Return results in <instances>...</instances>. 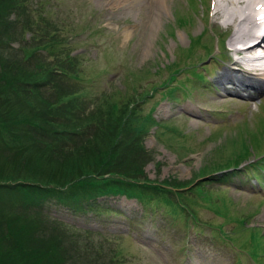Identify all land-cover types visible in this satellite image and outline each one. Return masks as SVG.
Returning <instances> with one entry per match:
<instances>
[{"label": "rangeland", "instance_id": "rangeland-1", "mask_svg": "<svg viewBox=\"0 0 264 264\" xmlns=\"http://www.w3.org/2000/svg\"><path fill=\"white\" fill-rule=\"evenodd\" d=\"M34 1L36 4L37 0ZM42 1L47 11L53 10L73 26L74 30L63 36L71 44L72 52L80 54L86 77L82 82L94 101L105 89L106 93L117 94L121 102L136 78H142L140 89H148L168 78L173 62L185 65L176 83L186 82L192 89L189 96H184L182 86L175 94H169L163 85L155 97L141 103L142 112H146L154 100L158 101L154 115L162 125H154L143 141L132 142L134 147L124 150L126 154L140 153L141 148L150 152L149 156L138 157L144 172L139 176L156 183L172 178L182 183L195 181L202 167L214 169L231 162L244 142L254 148L250 159L255 164L248 162L256 167L254 156L261 151L258 142L264 147V95L238 96L217 86L218 74L228 63L223 49L229 32L219 30L211 22V0L156 3L134 0L130 7L122 0ZM180 16L189 18L190 22L180 23ZM200 33L203 34L201 42L194 43L192 55L186 58L193 36ZM204 43L211 45L210 53ZM18 44L15 41L13 47ZM48 58L52 57L48 55ZM197 73L209 79L199 81L194 89L188 79L196 80ZM51 89L44 90L49 97L54 94ZM99 105L102 118L115 108ZM129 110L130 104L121 122ZM168 126L170 129L178 126L183 132L178 134ZM128 141V137L116 134L109 142L107 160L113 159ZM259 165L256 173L260 181L253 173L240 172L222 184L212 185L214 189H223L230 213L246 216L245 223L234 218L226 220L225 216L204 206H198L202 220L194 223L172 213H161L159 206L147 211L140 201L120 194L99 197L104 199L103 206H110L114 211L80 210L52 195L42 204L50 216L69 226L91 230V237L92 234L97 238L106 236L102 241L106 251L121 248L115 264H264V169L261 167L264 161ZM100 172H93L91 176L113 177L123 183L134 180L120 172L106 170L102 176ZM26 183L32 184L31 180ZM254 229L258 230L252 239L258 254L251 253L250 244L241 246L244 240L250 239Z\"/></svg>", "mask_w": 264, "mask_h": 264}, {"label": "trees", "instance_id": "trees-1", "mask_svg": "<svg viewBox=\"0 0 264 264\" xmlns=\"http://www.w3.org/2000/svg\"><path fill=\"white\" fill-rule=\"evenodd\" d=\"M179 21L186 24L189 19L184 16ZM72 27L61 15L47 11L42 0L36 4L34 0H0V264L116 263L122 249L106 251L102 243L106 236L91 237V230L73 228L44 210L42 201L50 195L84 211H114L103 206L104 199L99 197L120 194L136 198L147 211L159 206L161 213H172L186 221H201L198 206H204L226 220L245 223L246 216L230 213L223 189L212 185L222 184L240 172L253 173L259 180L256 171L264 156L252 167L246 162L252 151L244 142L231 162L214 169L202 167L195 181L182 183L172 178L156 183L141 177L144 172L138 157L150 152L141 147L140 153L126 154L124 150L134 147L132 142L143 141L154 125H162L153 115L154 105L146 112L141 108L144 100L154 96L158 85L140 89V77L128 86L121 102L117 94L107 90L92 100L82 82L86 77L80 54L72 52L63 36L74 30ZM202 35L193 37L187 47L189 55ZM15 41L19 44L14 48ZM175 65L169 81L160 84L171 86L170 93L180 87L178 83L171 85L180 70V65ZM200 79L205 80V75L198 74L192 81L194 87ZM181 85L188 95L191 87L186 82ZM45 89H51L53 97ZM99 103L104 108L115 106L114 111L102 118ZM129 104L130 110L121 122ZM172 129L178 132L174 126ZM116 134L130 141L107 160L109 142ZM258 144L262 145L261 141ZM131 160L136 161L128 162ZM106 170L127 174L134 180L123 183L113 177L91 176L98 171L102 176ZM220 227L219 231L223 225ZM253 231L241 246L250 244L251 253L258 254L252 240L258 230Z\"/></svg>", "mask_w": 264, "mask_h": 264}, {"label": "bare ground", "instance_id": "bare-ground-1", "mask_svg": "<svg viewBox=\"0 0 264 264\" xmlns=\"http://www.w3.org/2000/svg\"><path fill=\"white\" fill-rule=\"evenodd\" d=\"M133 1L121 2L130 7ZM209 16L219 30L229 32L223 49L228 63L218 74L224 91L248 97L264 95V0H211Z\"/></svg>", "mask_w": 264, "mask_h": 264}]
</instances>
